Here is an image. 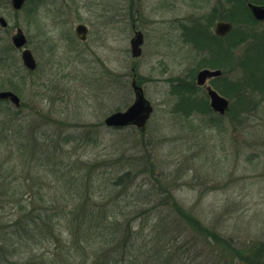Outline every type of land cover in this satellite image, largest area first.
I'll return each instance as SVG.
<instances>
[{
	"label": "rangeland",
	"instance_id": "374dc122",
	"mask_svg": "<svg viewBox=\"0 0 264 264\" xmlns=\"http://www.w3.org/2000/svg\"><path fill=\"white\" fill-rule=\"evenodd\" d=\"M256 2L28 0L15 11L0 0L9 24L0 27V92L21 99L19 108L0 101V264H78V209L112 210L118 237L131 235L152 258L164 250L176 264H264V86L245 85V65L206 66L207 42L195 33L215 35L224 21L255 35L234 53L263 74L264 23L244 15ZM78 24L89 28L84 42ZM18 28L34 71L11 43ZM204 68L223 70L213 87L242 85L225 116L204 109ZM133 79L153 106L150 120L142 130L106 127L133 103Z\"/></svg>",
	"mask_w": 264,
	"mask_h": 264
},
{
	"label": "trees",
	"instance_id": "16d2710c",
	"mask_svg": "<svg viewBox=\"0 0 264 264\" xmlns=\"http://www.w3.org/2000/svg\"><path fill=\"white\" fill-rule=\"evenodd\" d=\"M229 1L232 6H234L236 3H240L241 5H245L246 3V0ZM256 4H264V0H261V2H256ZM244 11V15L249 16L251 19L252 16H250L248 9H246L245 6ZM223 19L237 22L241 19V17L224 16ZM195 29H197V31H195L196 34H201L196 35V43L201 44V38H204L207 42L206 46L203 45L210 53V56L206 59V66L209 68H217V64H214L212 61H221V64L225 62L228 63V65L235 63H238L240 66L245 65L247 71V80H245V85H251L252 88L257 90L264 86V73L259 75L255 74L254 71L249 72L248 70L251 68L249 63L245 60H238L234 53V46L241 44L249 37L255 38V35H247L244 31H237V29H233L231 34L225 37L227 40L230 39V42L226 43V41H224L226 40L225 38H219L215 35H204L203 30L199 26H197ZM255 46L256 45L254 44V46L251 47L254 48ZM4 61L5 59L0 56V66L4 64ZM262 66L264 65L262 64ZM259 69H264V67H259ZM214 87L224 96L231 99L243 94L241 84L240 86H230L229 83L222 82V84H216ZM200 104L201 103L195 104L194 102L193 106L194 108L197 106L199 107ZM207 104L208 102L205 103L206 107L204 109H206L208 112H211L212 110ZM201 110H203V108ZM231 110L232 106L230 107L229 112ZM107 212L110 213L108 214ZM74 214H76L75 221H71V223H76L77 225L74 226V231H70V235L73 237V243L76 245L75 247L77 252L81 254L78 264H176L175 260H173V257L165 259L163 254L164 250L163 252L156 250V257L152 258L149 254L152 252V250L146 252V246L138 248V251L134 249V242H132L131 235L128 237L121 235L125 236L124 239H122L121 236L118 237L119 221L116 218V214H114L112 210L108 209L105 211V213L101 211L100 214H97V211L85 213L83 210L78 209L77 213ZM74 214H71V216H74ZM213 237L218 241L216 236ZM160 253L162 254L160 255ZM75 262H77V259ZM75 262H72V264H75Z\"/></svg>",
	"mask_w": 264,
	"mask_h": 264
},
{
	"label": "water",
	"instance_id": "95a60500",
	"mask_svg": "<svg viewBox=\"0 0 264 264\" xmlns=\"http://www.w3.org/2000/svg\"><path fill=\"white\" fill-rule=\"evenodd\" d=\"M28 0H10L13 10L20 11L24 8ZM248 9L255 20L264 22V5H255L248 3ZM9 26L5 18L0 17V27L6 29ZM233 29V25L229 22H219L216 24L214 32L219 37H224ZM88 27L84 24H78L76 33L81 36V40L85 41L88 34ZM144 42L143 33L136 31L134 37L130 41L131 54L133 58H139L142 55V45ZM14 48L21 51V59L24 67L29 71H34L37 67L36 59L32 51L27 47L28 39L21 29H17L11 38ZM222 71L219 69L211 70L208 68L198 72L196 77L197 86H205L208 80L220 77ZM132 90L134 93L133 103L123 111H116L104 120L105 126L108 128H126L136 127L140 130L144 129L153 114V106L147 100L144 90L139 86L135 79L132 81ZM206 92L210 101V107L213 112L225 116L230 108V101L220 95L210 86L206 87ZM10 101L16 108L21 106L20 97L12 91L5 90L0 92V101Z\"/></svg>",
	"mask_w": 264,
	"mask_h": 264
},
{
	"label": "flooded vegetation",
	"instance_id": "af4514ba",
	"mask_svg": "<svg viewBox=\"0 0 264 264\" xmlns=\"http://www.w3.org/2000/svg\"><path fill=\"white\" fill-rule=\"evenodd\" d=\"M252 4H255V3H252ZM255 5H264V4H255ZM257 23H259V24H263L264 22H261V21H258V20H255ZM222 22H224V21H222ZM219 23V22H218ZM86 26V25H85ZM77 27V26H76ZM89 29V28H88ZM233 30V29H232ZM75 32H76V30H75ZM88 34H89V30H88ZM88 34H87V37H88ZM215 34V33H214ZM76 35H77V33H76ZM216 35V34H215ZM228 35V34H227ZM226 35V36H227ZM217 36V35H216ZM226 36H224V37H219V36H217V37H219V38H225ZM77 37L81 40V36H78L77 35ZM87 37H86V39H87ZM82 42H84L83 40H81ZM86 41V40H85ZM35 57V56H34ZM37 63V62H36ZM37 68V67H36ZM205 69V68H204ZM36 70V69H35ZM220 70V69H219ZM222 71V75L220 76V77H217V78H213V79H210V80H208V82H207V84L205 85V86H202V87H200V86H198V87H200V88H205V92H206V87L207 86H210V87H212L213 89H215L220 95H222V96H224L222 93H220V91H218L215 87H213L211 84H210V82L211 81H213V80H215V79H220L222 76H223V70H221ZM206 95H207V92H206ZM207 97H208V95H207ZM225 98H227L229 101H230V99L228 98V97H226V96H224ZM209 99V98H208ZM209 107H210V101H209ZM230 107H231V102H230ZM211 108V107H210ZM229 110H230V108H229ZM229 112V111H228ZM227 112V113H228ZM226 113V114H227Z\"/></svg>",
	"mask_w": 264,
	"mask_h": 264
}]
</instances>
